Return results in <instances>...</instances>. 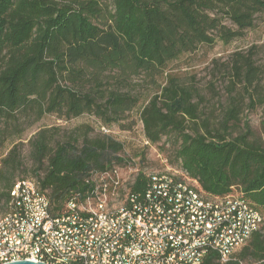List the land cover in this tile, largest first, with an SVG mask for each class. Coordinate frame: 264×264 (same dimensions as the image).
Masks as SVG:
<instances>
[{
  "label": "trees",
  "instance_id": "16d2710c",
  "mask_svg": "<svg viewBox=\"0 0 264 264\" xmlns=\"http://www.w3.org/2000/svg\"><path fill=\"white\" fill-rule=\"evenodd\" d=\"M261 12L264 0H0V149L22 120L91 114L108 129L120 125L140 103L129 90L134 79H162L166 85L140 112L150 145L175 137L174 158L206 193L238 192L264 214V139L253 138L248 124L245 133L231 132L241 124L244 93L251 99L249 89L256 90L258 68L251 58L235 66L238 77L245 71L244 93L233 99L217 129L198 123L194 94L168 70L202 45L239 39L255 28ZM262 129L264 134V119ZM35 136L33 176L58 214L69 201L86 197L94 174L126 162L125 145L109 135L56 139L45 129ZM139 157L144 162L146 154ZM22 170L15 146L1 161L2 199H9ZM149 184L141 173L132 194L144 193ZM248 260L264 264V228L226 264ZM203 264L221 263L210 253Z\"/></svg>",
  "mask_w": 264,
  "mask_h": 264
},
{
  "label": "built area",
  "instance_id": "2783aa9c",
  "mask_svg": "<svg viewBox=\"0 0 264 264\" xmlns=\"http://www.w3.org/2000/svg\"><path fill=\"white\" fill-rule=\"evenodd\" d=\"M140 160L94 174L86 197L59 214L36 179L17 181L8 200L0 195V264H203L210 253L226 264L264 228L238 192L210 195L184 168ZM141 173L150 184L133 195Z\"/></svg>",
  "mask_w": 264,
  "mask_h": 264
},
{
  "label": "rangeland",
  "instance_id": "374dc122",
  "mask_svg": "<svg viewBox=\"0 0 264 264\" xmlns=\"http://www.w3.org/2000/svg\"><path fill=\"white\" fill-rule=\"evenodd\" d=\"M256 26L243 32V36L230 43L217 40L213 46L202 45L191 54L184 55L179 60L172 62L169 66L170 74L175 75L177 80L194 94L193 102L198 104V123L206 121L213 129H217L222 119L232 107V101L244 93L241 84L243 75H236L235 66L243 65L245 59L251 58L255 67L258 68L259 76L256 90L250 88L249 94L244 93L245 112L241 117V124L232 129L233 137L245 133L249 127L252 137L263 140L264 134L262 121L264 119V12L256 14ZM228 27L236 29L230 21L226 20ZM242 78V79H241ZM166 81L162 79L156 82L146 77L136 78L130 89L134 95L139 97L140 103L132 112L128 113L120 125L116 124L105 133L107 128L91 114L69 121L60 120L56 116H45L41 121L32 123L22 120L16 129H11L5 146L0 149L1 161L7 156L9 150L18 146L20 150L23 170L18 174L17 181L23 179H35L33 176V160L31 153V142L42 130H51L56 139L74 136L81 139L87 135L90 137L109 135L125 145L121 157L131 161L137 159L143 153L146 154L144 162L140 160L141 168L152 171H164L168 169H180L182 166L175 157V151L179 144L175 137L170 140L164 138L157 146L147 145L144 135L143 124L140 118L141 109L158 93L160 87H164ZM132 125V129L124 130L121 125ZM190 129L188 133L193 134V123H187ZM246 124H248L247 127ZM123 166V164H120ZM243 264H257L252 260Z\"/></svg>",
  "mask_w": 264,
  "mask_h": 264
},
{
  "label": "water",
  "instance_id": "95a60500",
  "mask_svg": "<svg viewBox=\"0 0 264 264\" xmlns=\"http://www.w3.org/2000/svg\"><path fill=\"white\" fill-rule=\"evenodd\" d=\"M7 264H46L44 262H36V261H27V260H21V261H15Z\"/></svg>",
  "mask_w": 264,
  "mask_h": 264
}]
</instances>
